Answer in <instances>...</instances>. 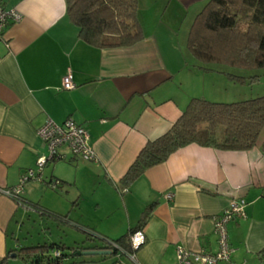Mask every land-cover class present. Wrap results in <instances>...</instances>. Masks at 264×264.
Segmentation results:
<instances>
[{
    "label": "crops",
    "instance_id": "0c3cea01",
    "mask_svg": "<svg viewBox=\"0 0 264 264\" xmlns=\"http://www.w3.org/2000/svg\"><path fill=\"white\" fill-rule=\"evenodd\" d=\"M208 1L137 0L143 39L131 47L98 49L79 39L78 28L66 16L64 0H0L2 7L21 14L19 22L5 26L0 40V259L19 245L42 244H23L19 237L27 239L34 215L49 218L15 203L3 191L15 188L26 171L35 170L37 159L47 154L38 129L47 121L61 125L71 118L86 130L96 160L83 161L61 147L63 158L48 163L37 180L58 190L66 187L79 198L90 190L99 191L107 200L103 210L108 221L98 227L77 219L71 209L45 207L38 192L47 189L30 182L36 179L25 182L24 199L72 222L58 226L79 225L115 240L137 226L151 205L143 228L145 243L133 259L125 253L118 260L120 264H176L178 247L216 253L214 220L242 199L244 217L226 225L233 252L228 262L219 264H264V130L248 151L194 144L180 148L147 169L128 190L118 189L143 146L165 134L191 99L206 98L194 94L192 85L183 89L186 81L194 82L199 68L185 64L177 41L182 27L187 26L188 32ZM68 71L75 88L63 90ZM57 189L49 192L60 196ZM167 193L172 195L170 200ZM72 206H77L76 200ZM76 240L80 243L84 236ZM115 259L112 254L74 255L64 262L114 264ZM17 260L11 258L9 264Z\"/></svg>",
    "mask_w": 264,
    "mask_h": 264
},
{
    "label": "trees",
    "instance_id": "16d2710c",
    "mask_svg": "<svg viewBox=\"0 0 264 264\" xmlns=\"http://www.w3.org/2000/svg\"><path fill=\"white\" fill-rule=\"evenodd\" d=\"M64 2L66 16L78 28L79 39L92 47L125 48L143 39L136 16L137 0ZM186 46L199 64H217L249 72L264 70V0H209L193 20ZM259 78V75L245 78L227 74L229 81L239 84L247 79L252 83L258 82ZM262 130L264 94L227 103L193 98L165 134L143 146L119 180L118 189L120 192L128 190L147 169L165 162L180 148L194 144L219 151H248L255 147ZM54 185L59 186L57 182ZM12 200L52 219L57 225H72L67 216L31 203L21 193ZM151 210V205L146 207L137 226L115 240L75 225L84 236L82 242L73 246L63 243L19 245L8 250L0 259V264H9L11 258L19 259L23 264H65V258L77 256L84 249L104 248L115 257L125 253L134 255L138 249L131 247L130 237L134 232L143 230Z\"/></svg>",
    "mask_w": 264,
    "mask_h": 264
},
{
    "label": "rangeland",
    "instance_id": "374dc122",
    "mask_svg": "<svg viewBox=\"0 0 264 264\" xmlns=\"http://www.w3.org/2000/svg\"><path fill=\"white\" fill-rule=\"evenodd\" d=\"M186 27L187 26L182 27L179 40L177 41V50L181 49L184 52L185 64L199 67V73L193 74V79L196 84L192 80L186 81L183 83V89L184 87L186 88L189 87V85H192L190 88L193 89L194 94H201L202 97H206L205 99L207 100H218V102L223 101L226 103L264 94V70L249 72L217 64H199V62L192 57L187 49L186 42L189 30L188 32H185ZM227 74L242 76L245 78L252 75H259L260 78L258 79V82L252 83L247 79L245 80V83L239 84L229 81L227 79ZM30 182L41 184L43 189H47L46 192H38L39 195H41V201L45 204L42 202L40 203L45 207H47L46 205L57 206L63 212L66 211L65 209H71V214L77 219H82L87 223H92L98 227H102V225H104V223L106 224L108 221L106 218V212L103 210L104 206L107 204V200L104 196L99 194V191L97 193L95 191L94 193V191L92 192L90 190L88 193L83 195L82 198H79L78 194H74V191L71 190L69 193L66 187L58 190L57 187H50L37 179ZM55 188L57 189V192H60L58 193L60 196H55L51 193L56 191L54 190ZM85 189H87V186ZM74 200L77 201V206L72 208V202ZM64 204H67L68 206H65ZM30 224L33 229L29 232V235H26L27 239H23V236L19 237L20 240L23 241V244L62 241L64 244L73 245L75 241H77L76 239L79 241L80 237H83L82 234L75 228H71L69 226H58L51 220L39 215H34ZM37 227H40L39 232H36L38 229ZM124 258L125 257L119 254L115 261L118 259L122 260ZM16 264H21V262L17 260Z\"/></svg>",
    "mask_w": 264,
    "mask_h": 264
},
{
    "label": "built area",
    "instance_id": "2783aa9c",
    "mask_svg": "<svg viewBox=\"0 0 264 264\" xmlns=\"http://www.w3.org/2000/svg\"><path fill=\"white\" fill-rule=\"evenodd\" d=\"M20 20L21 14L19 12L14 9H5L0 3V40H2V32L5 26L9 23L19 22ZM74 88L75 84L71 73L68 71L62 79V89L72 90ZM37 135L44 143L47 154L37 159L35 170L26 171L21 176L19 184L15 188L3 191L4 195L10 199L22 193L25 182L39 178L43 168L49 162L59 161L63 158V155L59 151L61 147H66L72 156L83 161L93 162L96 160L94 151L89 145L86 130L71 118L65 120L61 125L47 121L38 129ZM165 197L170 200L172 195L167 193ZM244 206L245 202L242 199L233 201L219 217L215 218L214 233L218 243V251L216 253H206L204 251L194 253L178 247L176 250V264H219L228 262L233 251L229 245L226 225L233 219L244 217ZM130 243L134 250L139 249L145 243L143 230L134 232L130 237ZM127 255L132 259L134 258L133 255ZM55 256H59V254L55 253ZM116 264H120V262Z\"/></svg>",
    "mask_w": 264,
    "mask_h": 264
},
{
    "label": "water",
    "instance_id": "95a60500",
    "mask_svg": "<svg viewBox=\"0 0 264 264\" xmlns=\"http://www.w3.org/2000/svg\"><path fill=\"white\" fill-rule=\"evenodd\" d=\"M112 252L107 250H88V249H84L82 251H79L77 253V256H82V257H96V256H107V255H111Z\"/></svg>",
    "mask_w": 264,
    "mask_h": 264
}]
</instances>
